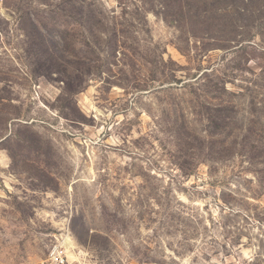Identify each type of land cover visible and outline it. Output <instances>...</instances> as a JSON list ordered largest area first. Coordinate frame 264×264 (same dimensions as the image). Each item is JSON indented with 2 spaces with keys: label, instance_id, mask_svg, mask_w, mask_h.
I'll return each mask as SVG.
<instances>
[{
  "label": "rangeland",
  "instance_id": "obj_1",
  "mask_svg": "<svg viewBox=\"0 0 264 264\" xmlns=\"http://www.w3.org/2000/svg\"><path fill=\"white\" fill-rule=\"evenodd\" d=\"M62 240L264 264V0H0V264Z\"/></svg>",
  "mask_w": 264,
  "mask_h": 264
},
{
  "label": "built area",
  "instance_id": "obj_2",
  "mask_svg": "<svg viewBox=\"0 0 264 264\" xmlns=\"http://www.w3.org/2000/svg\"><path fill=\"white\" fill-rule=\"evenodd\" d=\"M40 264H80L76 260H73L67 254V247L65 242H57L53 245L46 258Z\"/></svg>",
  "mask_w": 264,
  "mask_h": 264
},
{
  "label": "trees",
  "instance_id": "obj_3",
  "mask_svg": "<svg viewBox=\"0 0 264 264\" xmlns=\"http://www.w3.org/2000/svg\"><path fill=\"white\" fill-rule=\"evenodd\" d=\"M32 26H33V28L36 30V31H38L37 30V27H36V25L35 24H32ZM56 46H58V44L56 45ZM54 47H53V50L51 51V52H53V55L55 54V53H57L56 51H54ZM49 50V49H48Z\"/></svg>",
  "mask_w": 264,
  "mask_h": 264
}]
</instances>
